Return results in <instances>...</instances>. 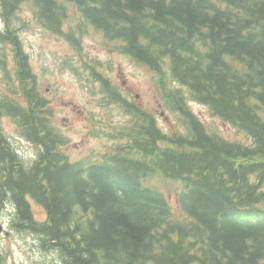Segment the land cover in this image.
I'll return each instance as SVG.
<instances>
[{"label": "trees", "instance_id": "16d2710c", "mask_svg": "<svg viewBox=\"0 0 264 264\" xmlns=\"http://www.w3.org/2000/svg\"><path fill=\"white\" fill-rule=\"evenodd\" d=\"M23 2L37 23L79 50L74 29L59 25L72 3L158 75L161 99L182 129L164 131L93 70L105 102L128 120L108 134L115 143L100 161L72 160L17 34ZM0 19V68L9 50L15 72L0 118L11 116L38 147L25 163L0 126V199L12 205L17 230L38 236L62 264H264V0H0ZM187 100L251 143L209 131ZM156 175L181 183L189 219L173 217L168 197L149 181ZM31 199L46 218H35Z\"/></svg>", "mask_w": 264, "mask_h": 264}, {"label": "rangeland", "instance_id": "374dc122", "mask_svg": "<svg viewBox=\"0 0 264 264\" xmlns=\"http://www.w3.org/2000/svg\"><path fill=\"white\" fill-rule=\"evenodd\" d=\"M68 16L61 22L63 31L77 28L74 49L61 35L53 34L32 15L29 2H23L17 12L18 36L26 51L41 94L47 100V108L53 114V123L68 136L67 153L72 160L94 161L109 148L112 140L106 135L114 132L128 116L114 103H106L101 82L93 70L109 79L130 102L153 113L157 124L164 130L182 126L177 114L162 101L157 86L158 75L121 51L119 43L106 40L102 32L91 27L72 3H67ZM5 47V46H4ZM4 51V48H3ZM6 71L0 68V96L14 88L11 52L6 50ZM165 69L166 66H165ZM168 86H177L188 94L186 88L173 83L168 76ZM191 109L209 131L230 140L247 141L248 137L229 123L213 116L202 104L187 100ZM1 132L9 144L26 163H31L38 148L19 132L11 116L0 118ZM168 197L172 215L178 220L187 219L179 205L180 182L167 180L160 175L149 178ZM157 188V189H158ZM33 199V198H32ZM31 199V207L37 220L46 218L43 207ZM0 199V252L6 264H62L53 248L42 246L38 236L16 229L13 207Z\"/></svg>", "mask_w": 264, "mask_h": 264}, {"label": "bare ground", "instance_id": "6f19581e", "mask_svg": "<svg viewBox=\"0 0 264 264\" xmlns=\"http://www.w3.org/2000/svg\"><path fill=\"white\" fill-rule=\"evenodd\" d=\"M229 1V0H228ZM96 23V22H95ZM53 122V121H52ZM56 126V125H55ZM57 127V126H56ZM235 127V126H234ZM57 129L61 132V133H63L58 127H57ZM248 135V134H247ZM30 142V141H29ZM38 148V147H37ZM55 150V149H54Z\"/></svg>", "mask_w": 264, "mask_h": 264}]
</instances>
